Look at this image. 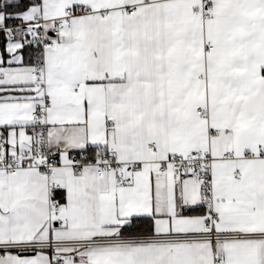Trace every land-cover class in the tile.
Listing matches in <instances>:
<instances>
[{
    "label": "snow or ice",
    "instance_id": "obj_1",
    "mask_svg": "<svg viewBox=\"0 0 264 264\" xmlns=\"http://www.w3.org/2000/svg\"><path fill=\"white\" fill-rule=\"evenodd\" d=\"M0 264H264V0H0Z\"/></svg>",
    "mask_w": 264,
    "mask_h": 264
}]
</instances>
